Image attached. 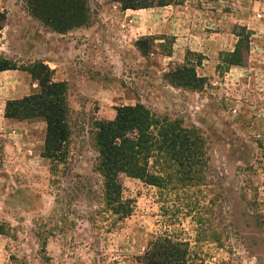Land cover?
Returning <instances> with one entry per match:
<instances>
[{"label":"rangeland","instance_id":"rangeland-1","mask_svg":"<svg viewBox=\"0 0 264 264\" xmlns=\"http://www.w3.org/2000/svg\"><path fill=\"white\" fill-rule=\"evenodd\" d=\"M87 1L92 23L55 35L26 0H0V68L15 71L0 74V264H140L165 237L185 244L187 264H264V0H165L129 17L110 0ZM46 60L68 72L80 121L142 106L198 129L212 178L205 200L194 209V194L179 201L121 176L131 215L94 217L101 206L81 186L96 190L95 151L76 140L66 161L48 159L41 119L5 117L9 98L32 83L30 95L39 91L28 71Z\"/></svg>","mask_w":264,"mask_h":264},{"label":"trees","instance_id":"trees-1","mask_svg":"<svg viewBox=\"0 0 264 264\" xmlns=\"http://www.w3.org/2000/svg\"><path fill=\"white\" fill-rule=\"evenodd\" d=\"M110 2L119 4L122 11L146 10L168 4L165 0ZM26 9L44 27L57 34H66L92 23H89L92 14L87 0H26ZM13 69L0 68V72ZM185 70L184 67L175 70L176 76L169 77L171 83L179 85V78H183ZM28 73L38 83L39 91L8 102L5 109L9 117H5L19 121L41 119L45 124L43 152L48 159L66 161L76 140L79 145L85 144L95 151L91 172L97 176L96 190L81 186L86 190L84 196L93 204L91 207L101 206L94 212V217L110 213L121 219L131 215V201L123 197L121 176L149 183L162 191L179 192L176 196L179 201L194 194V209L199 201L205 200L203 193L211 185L212 178L203 152L204 140L194 126L142 106L122 107L116 111L113 120H97L87 115L86 122L80 121L78 117L84 113L78 112L70 102L71 91L67 83L53 82V72L42 63L29 68ZM89 182L86 179V183ZM188 189L192 190L189 195L186 194ZM217 197L215 194L212 200ZM215 210L214 217L224 216L220 204ZM188 258L189 252L183 242L165 237L150 242L138 262L187 264Z\"/></svg>","mask_w":264,"mask_h":264},{"label":"crops","instance_id":"crops-1","mask_svg":"<svg viewBox=\"0 0 264 264\" xmlns=\"http://www.w3.org/2000/svg\"><path fill=\"white\" fill-rule=\"evenodd\" d=\"M141 11H144V10H137V11H132V10H126V11H122L123 13V15L125 16V17H129L130 15H132V13H139V12H141ZM130 13V14H129ZM137 26H131L130 25V30H131V32L133 33V30H137V29H134V28H136ZM148 28H149V25L148 24H145V25H143L142 27H141V29H140V31H144L142 34L143 35H145L144 33H147L148 32ZM55 35H56V33H55ZM63 36V35H62ZM52 45H54V44H52ZM56 45H58V42L56 41ZM3 48H4V46L2 45V44H0V52H2V51H4L3 50ZM36 52V51H35ZM33 53V52H32ZM44 57H45V59H46V57H48V56H50V55H52L51 54V51H47V48L45 49V52H44ZM51 57V56H50ZM52 60V59H51ZM47 61L46 60V64L48 65V67L50 68V70L53 72V75H52V80H53V82H56V83H58V82H64V81H66V80H68L69 79V75H68V72L64 69V66H63V64L62 63H60V66H59V64L57 63V62H55V61ZM12 72H15V71H9V70H7V71H2L0 74H6V73H12ZM67 74V75H66ZM37 87V85L35 84V83H32V84H28L27 85V88H26V92L22 95L21 94V96H16V97H14V98H9V99H12V100H16V99H19V98H21V97H26V96H29L30 94H31V91L33 90V89H35ZM20 92H21V90H20ZM3 105H4V103H3ZM3 105H2V107L1 108H3ZM114 118V117H113ZM111 120H113V119H111ZM17 124V123H16ZM15 124V125H16ZM22 124H24V125H26V126H30L28 123H26V122H24V123H22V122H20V123H18V125H22ZM41 126V131L42 132H44V124L42 123V124H40ZM16 127V126H15Z\"/></svg>","mask_w":264,"mask_h":264}]
</instances>
